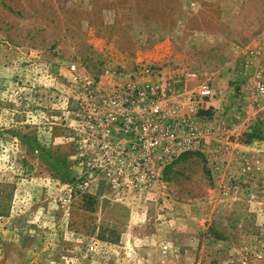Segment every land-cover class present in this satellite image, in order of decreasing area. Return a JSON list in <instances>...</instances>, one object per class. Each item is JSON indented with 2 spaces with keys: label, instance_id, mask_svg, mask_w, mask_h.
I'll list each match as a JSON object with an SVG mask.
<instances>
[{
  "label": "rangeland",
  "instance_id": "1",
  "mask_svg": "<svg viewBox=\"0 0 264 264\" xmlns=\"http://www.w3.org/2000/svg\"><path fill=\"white\" fill-rule=\"evenodd\" d=\"M258 84L264 0H0V264H264Z\"/></svg>",
  "mask_w": 264,
  "mask_h": 264
},
{
  "label": "built area",
  "instance_id": "2",
  "mask_svg": "<svg viewBox=\"0 0 264 264\" xmlns=\"http://www.w3.org/2000/svg\"><path fill=\"white\" fill-rule=\"evenodd\" d=\"M257 88H258L259 92H264V84H258ZM149 93L155 94V89L153 87H150ZM196 95H199L202 97H212L213 96V90L206 83H203L199 86V88L196 92ZM155 110H157V109H155ZM167 248H168L167 244H163L161 247L162 252H166Z\"/></svg>",
  "mask_w": 264,
  "mask_h": 264
}]
</instances>
